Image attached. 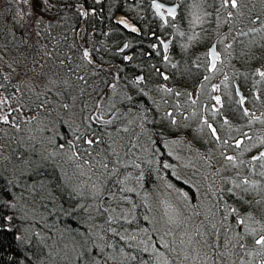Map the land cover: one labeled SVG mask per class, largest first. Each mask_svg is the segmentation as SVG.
I'll return each instance as SVG.
<instances>
[{"label": "trees", "instance_id": "obj_1", "mask_svg": "<svg viewBox=\"0 0 264 264\" xmlns=\"http://www.w3.org/2000/svg\"><path fill=\"white\" fill-rule=\"evenodd\" d=\"M107 1L93 5L88 0H47L46 3L28 0L27 4L20 0L18 5L17 0H0V264H155L152 255L138 243L135 233L147 229V212L156 210L153 194L163 180L160 176L173 184H181L192 200L201 198L209 203L210 210L204 213L217 214V236L224 238L225 243L219 241L218 251L234 243V250L238 252L242 237L234 235L235 232L239 236L243 234L239 218L249 213L254 217L262 214L256 212L264 208V175H261L264 163L250 161L252 151L247 154L248 183H244L246 178L241 181L236 172L215 179L214 184L203 174L198 181L176 179V168L180 167L164 147L163 136L171 134L174 139H185L190 128L176 130L164 128L160 123L150 126L156 113L150 107L154 96L149 101L147 95L163 80L162 72L168 71L178 79L165 82L172 84L173 93H181L176 102L182 101L188 90L202 83L194 75L200 72L199 67H206L207 42L214 36L216 40V37L233 36L232 45L221 62L232 79L233 97L221 100L214 108L204 106V131L208 137L201 136L207 140L202 141L207 150L199 168L202 171L214 168L213 156L206 155L210 148L216 157L222 158L227 151L235 152L249 137H254L258 124L253 123L257 120L251 107L257 105L258 117L264 116V85L258 74L264 70V38L248 37L252 32L242 34L241 31L250 25L262 26L264 0L260 2L262 9L257 7L263 20L254 12L235 20L227 14L229 7L222 0H218L217 8L204 9L207 26L200 28L201 34H206L204 40L194 45L190 42L179 45L175 39L169 48L170 67L159 58L161 53H156L161 48L155 49L151 44L171 29L153 18L141 33L127 31L112 16L116 11L130 13L116 4L108 6ZM216 1L204 0L208 7ZM32 2L37 8L30 18L26 7ZM179 29H184V25ZM123 42H127V47L119 50ZM84 46L92 52L90 59L82 53ZM235 71L240 74L236 76ZM137 73L143 76L139 83L135 79ZM151 73L154 76L150 84L147 76ZM233 80H237L244 95L243 103L233 88ZM137 86L144 92L136 89ZM109 99H112L110 113L114 112L111 122L96 124L92 105L106 107ZM134 103L144 107L141 133L146 142L140 145L143 148L138 147L137 141L133 145L128 141V136L137 134V128H125L124 114L139 116L136 110L140 107H134ZM176 106L174 102L168 107L175 109ZM208 122L215 124L219 141L210 135ZM123 125L126 133L122 132L128 138L123 136V141L115 145L123 153L118 157L110 155L109 163L99 167L89 164L79 177L91 172L92 185L101 181L102 190L107 191L92 213L80 202L71 180L64 175V164L67 165L64 160L71 155L75 157L76 152H89L90 146L99 149L94 144L106 148L108 138L120 141L114 131ZM143 136L139 135L140 139ZM237 137L244 141L235 145ZM129 152L130 161L125 159ZM97 167L99 179L93 177ZM192 183L199 186L198 190L195 186L192 191L186 188V184L190 188ZM129 184L137 192L128 189ZM237 184L241 187H236ZM147 192H151L148 194L151 197L143 194ZM226 213L227 225L225 220L219 221V218L225 219ZM205 231L212 243L214 229L205 227Z\"/></svg>", "mask_w": 264, "mask_h": 264}, {"label": "rangeland", "instance_id": "obj_2", "mask_svg": "<svg viewBox=\"0 0 264 264\" xmlns=\"http://www.w3.org/2000/svg\"><path fill=\"white\" fill-rule=\"evenodd\" d=\"M187 1L188 8L184 6V13L186 17H188V21L184 25L185 30H181H184V32H188V39L190 41V44L194 45V42L198 43L202 41V36L203 39L205 38V33L204 35H202L200 32V28L203 27V25H206V12L201 9V5L199 4L200 0L192 1V3L190 0ZM260 2L261 0H237L238 7L232 8L231 0H228L227 7L229 8L227 10V14L235 17V20H239L240 18H244L248 14L254 12V15L261 18L260 14L262 13L257 12V9H259L257 7H260L262 9V5L260 4ZM222 3L225 4V0H222ZM20 4L21 3H19L18 5ZM189 4H191V6ZM36 5L37 4L32 2L29 7H26V10L28 11L27 14L30 18L34 16L33 10L34 8H37ZM22 9L25 11L24 6L22 7ZM124 10L128 11L133 17H139L140 10H137L135 4L129 3L125 5ZM247 31L252 32V34L248 37L257 35L255 36V39L257 37L263 39L264 22L262 23V26H247V29L241 32L242 34H246ZM233 38V36H223L221 38H218L216 50L218 53L219 62L217 63L216 68L212 71L210 79L200 83L195 90H188L186 97H182V101L178 98L179 101L176 102L177 96L181 95V93L177 91L172 95V89L167 85L168 83L165 82L166 80H168L165 79V77L167 76L163 72V80L159 83V86L155 84L153 93L149 96L147 95L148 100L150 99V96H154L152 101H149L151 103L150 107L156 113L155 119L151 121L152 124H150V126H152L154 123H160L164 128L174 127L176 128V130H182L187 126H189L190 128L189 136L185 139H181L178 137L174 139L172 138L171 134H165L163 136L164 147L169 150L171 155L175 158L176 163H178V166L180 167L176 168V179H179V177H181V179H184L185 182L198 181V177L200 178V175L203 174L206 176V180L209 183L214 184L215 179L217 180V178L220 179L221 177L225 176L229 177L230 172L233 174L236 172L238 175L240 174V177L242 178L241 181H244L243 179L245 178V181H247L246 173L248 172H246V166L247 164H249L247 154L250 153V151H260L261 147L264 145V116L258 117L260 112L259 110L257 111L258 106L254 105L250 109L251 111H254L253 113L256 116L257 120L253 121V123L256 125L258 124V126H255L254 128V137H249V140L244 142L242 146H239L235 152H230L231 150L227 151V153L222 158H219V156L216 157L214 150L210 148L206 155L213 156L212 159L215 161L213 165L214 168H216H212L211 170L206 171H202L201 168H199V163L201 161L203 162L205 150H207V145H205L202 141L204 140L205 142H207L206 138L204 137H208V133L206 134L204 131V129L206 128L204 127L205 124L203 122V120L205 119L203 117L204 100H207L209 104L215 105V93H219L221 95L222 101L229 100L233 97L232 91L230 90L232 79L230 78L229 74L222 69L223 67H221V62L225 60L226 52L230 45H232ZM83 49L88 53L87 59H90L92 57L90 48L88 46H84ZM83 49L82 53L84 54L85 52H83ZM204 58L206 64H208V55ZM260 72H264V70H260ZM234 74L238 76L240 73L239 71H235ZM153 76L154 75L152 73L147 76L148 83L153 80ZM218 76L222 77L223 80H218ZM27 77L31 78V75H27ZM261 80H263L264 85V79L261 78ZM215 81H219L217 89H215L212 85ZM144 88L146 89L147 87L144 86ZM136 89H141L144 92L141 86H137ZM118 91L120 92V89ZM113 95L114 92L112 94V97ZM174 98L175 100H173ZM111 102L112 99H109L108 105L106 107H104L103 105H99V108H97L94 104L92 105L94 111L92 117H94V119L96 120V124L104 125L111 122V118L114 116V112L110 113V106L112 104ZM174 102L177 105L176 108H169L168 106L170 104L172 105ZM133 106L140 107L139 110H136L135 108V110L137 111L136 113H138L139 116H136V114H134L132 117H130L127 114H124L126 126L123 125L122 128H117L114 131V136H118L120 141H118L116 138H110L111 141L114 140L116 142L113 143L108 138L107 142L109 144L106 148H100L99 144H94L93 146H97L99 149L90 146L89 152L86 151L85 154L82 152L84 155L78 154L81 152H76L73 153L75 157L71 155L68 156L66 160H64V163L67 164L66 166L64 164V175L67 177V179L71 180L73 190L81 198L80 202L86 205V209L92 213L95 211L93 209H95L99 204V200L103 199L107 191L102 190L100 184L101 181L96 185H92V179L89 175L91 172L88 173L87 176L81 177V179L79 177L81 174L85 173L84 171L87 170L89 164L91 166L94 165L99 167L103 164L105 165L109 163L110 155L118 157L121 152L123 153V150H121L120 148L115 149V145L123 141V136L124 138H130L128 139V141L131 143V145H133L134 142L137 141L138 147L142 145L143 141L146 142V138L141 133V127H143L141 116H143L144 114V107L140 103H134ZM133 106L130 105L129 108H133ZM124 126L128 130L137 128V134L127 137L126 135H124V132L126 133V129L124 128ZM123 130L124 132H122ZM246 133L252 135V132H250V130H247ZM139 135L143 137L140 139ZM201 135H203L204 137H202ZM241 141H244L243 138L241 140L236 139L235 145L240 144ZM90 144L92 145L93 143ZM140 147L143 148V146ZM145 150L150 149L145 148ZM250 156H252L250 158L251 161L254 156L251 153ZM227 157H233L234 161L227 160ZM138 158L139 157L136 155V159ZM125 159L128 161H130V159L132 160V155L130 154V152L126 155ZM81 161H85L86 163H78ZM259 161L264 163V160H258V162ZM69 167L70 170H68ZM98 167L96 170V174L93 173V177L95 175L97 179H99L100 177V175L97 173L99 170ZM160 177H162L163 180L161 183V180L158 181V183H160V186H156L153 194V196L156 197V210L153 209L151 213H149V211L147 212V229H144L140 233L138 232L139 234L135 233L138 238V243L144 250L152 255L155 260V264H264V247L256 243V240H258L261 236H264V208L259 209L256 213L262 214H257V216L255 217L253 214L249 213L248 215L239 218V221L243 220L244 222L241 223V233L243 234L239 236L240 233L235 232L234 235L235 238L242 237V244L240 245L241 248L238 250V252L234 250V243L232 245L225 246L221 251H218L220 245L219 241H221L223 245L225 243H223L222 241L224 238H220L217 236V214L204 213L210 210L209 203L207 201L205 202L201 198L199 200H192L191 195L189 196V193L187 191L184 192V190L186 189H183L184 187H182L181 184H178L176 182V185V183L173 184L163 176ZM188 178L191 180H189ZM155 182L157 184V181ZM185 186L190 190H195V188H197L198 190L199 188L198 185H193V183L192 185H190V188L187 184ZM127 188L137 192L135 189L136 187H134L133 185L129 184L127 185ZM150 193L147 192L143 194L151 197V195H148ZM202 193L205 194L204 191ZM197 203L200 205L199 212L197 209V207H199ZM225 216V219L219 218V221L225 220L224 224L227 225V213L225 214ZM205 227L214 229L213 234L215 236V240H212V243H210L207 239L208 235L206 234ZM134 238H136L135 235ZM233 239L234 238H232V240ZM62 254L64 255V253ZM221 259L225 262H220L222 261Z\"/></svg>", "mask_w": 264, "mask_h": 264}, {"label": "flooded vegetation", "instance_id": "obj_3", "mask_svg": "<svg viewBox=\"0 0 264 264\" xmlns=\"http://www.w3.org/2000/svg\"><path fill=\"white\" fill-rule=\"evenodd\" d=\"M106 1L107 0H91V1L88 0V3H92L93 2L92 3L93 5H95V4L96 5L97 4L103 5L104 3H106ZM155 1L160 2L162 4H165L167 6V7H164L162 5L163 7L160 9V14L157 13L156 9L153 7L154 0H108L107 1V5L110 6V4H116L118 7H121V8L124 9L125 5H127L129 3L130 4H135L137 10L138 9L140 10L138 18H136V17L132 18V16L131 15H127V13L125 15L121 11H116V12H114V14L112 16V20L114 21V17H115V15L117 13H121L122 17L127 22H130L133 26H135L138 29V31L135 32L137 34L141 33V31H140L141 29L147 28L148 27L147 24L150 25L152 23L153 18L158 19L162 24L167 25V27H169L171 29V30H169V33H167L166 36H161L157 40L154 39L153 43L151 45L155 49H158V47L161 48L160 50L156 51V53H158V55H159V53H161L159 58H161L164 62H167V64H169V67H170L171 66V62H170V59H169L170 56H168V54H169V48H170L171 43L174 42L175 39H177L179 45H184L187 42H190L189 39H188V32L187 33L181 32L180 31L181 29H179V27L181 25H185L187 23V21H188V17H186V15L184 13V6L187 7L188 1L187 0H155ZM190 1L192 3V1H196V0H190ZM199 4L201 5V9H203V10L206 9V8H209V9L217 8L220 5L218 0L216 2H211L210 3V7H208L209 5H207V3L204 2V0H200ZM173 5H175V7H173ZM189 5L191 6V4H189ZM169 8L175 9L174 16L168 14L167 9H169ZM147 9H149L150 12H147L146 11ZM115 23H117V22H115ZM177 29H178V31H175ZM125 30H127V29L125 28ZM127 31H130V30H127ZM130 32H133V31H130ZM216 38L218 40V37H216ZM202 40H204L203 36H202ZM217 40L215 39V36H214L213 40L211 39V41L207 42L208 48H207L206 56L208 55L209 62H208V64H206V67H199L200 72L199 73H197V72L195 73V75H194V79L195 80L203 82V81H207L208 79H210L212 71L216 68L217 63L219 62L218 53H217V50H216V45H217V42H218ZM126 44H127V42H123L122 45L119 47V50H123V48L125 47ZM211 44H214L215 51H216V57H217V59H215V62H214V64H215L214 68L212 67V65H210L211 59H210V56H209V47L211 46ZM165 45H167L166 48H165ZM85 51L86 50L83 49V52H85ZM91 54H92V52H91ZM166 57H167V59H166ZM159 58L157 57V59H159ZM171 69H173V67ZM174 71H175V68H174ZM138 74H141V73H137L135 75V79L139 83L140 81H142V77L143 76L141 74V78L138 80L137 79V75ZM164 74H166L167 79L170 81V83L173 80L178 79L177 76L175 77V75H170L171 73L169 74L168 71L164 72ZM181 77L183 78L185 76L181 75ZM186 78L188 80L192 79V77H189L188 75L186 76ZM217 79L220 80V81L223 80V78L220 77V76H218ZM190 81H192V80H190ZM218 83H219V81L218 82L215 81L212 84L215 89H217V87L219 85ZM233 85H234L236 94L241 99V96L243 94L242 93H238V91H237V85H239L237 80H233ZM168 86L171 89H173L172 84H168ZM198 86L199 85L194 87L193 90H195ZM172 94H174V93L172 92ZM216 97H219V102H217V100L215 99ZM214 101H215L216 104L212 105V104H209L207 102V100H204V106L211 105L213 108L219 106L221 104V95L219 93H215ZM204 118H205V116H204ZM209 125H211V127H209ZM207 126H208V129H209L210 135L212 137H214L216 141H219L218 137L220 136V134L216 130L215 124H213V122H208ZM213 130H215L214 133H213ZM236 139L237 140L238 139L241 140L242 138L241 137H237ZM235 140H234V143H235ZM261 152H264V146L261 147L260 151H253L252 154H253L254 157H258Z\"/></svg>", "mask_w": 264, "mask_h": 264}, {"label": "snow or ice", "instance_id": "obj_4", "mask_svg": "<svg viewBox=\"0 0 264 264\" xmlns=\"http://www.w3.org/2000/svg\"><path fill=\"white\" fill-rule=\"evenodd\" d=\"M19 2H20V0H17V3H19ZM46 2H47V0H45V3ZM23 3L27 4L28 3V0H23ZM227 3H228V0H225V6H227ZM153 6L156 9L157 13H159L160 12V9L163 7L162 5L155 3V0H154V5ZM231 7L232 8L238 7L237 0H231ZM167 11H168V14L169 15L174 16L175 9L169 8V9H167ZM18 15H21L22 16V12L19 11V10H18ZM125 26L127 27L128 25H125ZM132 30L135 31V29H132ZM125 47H127V45H125ZM166 47H167V45H165V48ZM84 55L87 58L88 53L85 52ZM209 55L213 58V61H215V59H217V57H216V55H215L214 52H211L210 51ZM166 59H167V57H166ZM212 67L213 68L215 67L214 62H213ZM258 74L261 76L262 79H264V72H258ZM165 79H167V77H165ZM215 99L217 100V102H219V97H216ZM240 103H243V100H241ZM245 114L247 115V112H245ZM209 127H211V125H209ZM214 132H215V130H213V133ZM89 143H91V141H89ZM226 159L229 160V161H234V158L233 157H227ZM253 159L254 160H264V152H261L258 157H253ZM165 167H167V165H165ZM261 175H264V172H262ZM244 183H248V182L247 181H244ZM236 187H241V185L237 184ZM247 190L248 189H245V191H247ZM229 191H231V189H229ZM233 211H235V210H233ZM243 222H244L243 220L239 221V223H243ZM256 243L258 245H261L262 247H264V236H261L258 240H256Z\"/></svg>", "mask_w": 264, "mask_h": 264}, {"label": "water", "instance_id": "obj_5", "mask_svg": "<svg viewBox=\"0 0 264 264\" xmlns=\"http://www.w3.org/2000/svg\"><path fill=\"white\" fill-rule=\"evenodd\" d=\"M155 3H159V4H161V5H163L164 7H167L165 4H162V3H160V2H157V1H155ZM153 5H154V3H153ZM154 7V6H153ZM173 7H175V5H173ZM159 14H160V12H159ZM114 21L115 22H117L118 24H120V25H122L124 28H126L127 30H130V31H133L132 29H135V31H133V32H137L138 31V29L135 27V26H133L130 22H127L123 17H122V15H121V13H117L116 15H115V17H114ZM125 25H128L127 27L125 26ZM210 51L211 52H214L215 53V55H216V51H215V47H214V44H211V46L209 47V53H210ZM210 56V55H209ZM210 59H211V63H210V65H213V62H215V61H213V58L210 56ZM141 78V74H138L137 75V79L139 80ZM237 91H238V93H241V89L239 88V86L237 85ZM242 98H244L243 96H242Z\"/></svg>", "mask_w": 264, "mask_h": 264}]
</instances>
